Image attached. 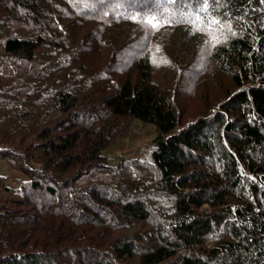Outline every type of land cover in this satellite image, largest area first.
<instances>
[{"label":"trees","instance_id":"16d2710c","mask_svg":"<svg viewBox=\"0 0 264 264\" xmlns=\"http://www.w3.org/2000/svg\"><path fill=\"white\" fill-rule=\"evenodd\" d=\"M181 5L0 0V264H264V0Z\"/></svg>","mask_w":264,"mask_h":264},{"label":"rangeland","instance_id":"374dc122","mask_svg":"<svg viewBox=\"0 0 264 264\" xmlns=\"http://www.w3.org/2000/svg\"><path fill=\"white\" fill-rule=\"evenodd\" d=\"M155 136V130L151 124H143L136 121L135 124H131L128 135L118 139L104 154L108 158L115 161L119 155L123 156H144L148 147L151 144L152 138ZM0 161V174L6 175L9 182L13 183V179L19 174L16 170H10L6 161L1 159Z\"/></svg>","mask_w":264,"mask_h":264},{"label":"snow or ice","instance_id":"6c2138e0","mask_svg":"<svg viewBox=\"0 0 264 264\" xmlns=\"http://www.w3.org/2000/svg\"><path fill=\"white\" fill-rule=\"evenodd\" d=\"M118 3H128V0H117ZM212 2V0H202V4L204 5L203 8L197 9L195 16H188V17H183L182 22L190 23L193 25V30L194 31H203L204 27L203 25L207 23L208 28H211V25H215L220 23L219 21L213 19L211 21H204L200 20V14L204 13L207 11V7ZM165 5L172 6V7H177V6H182L181 5V0H155V7L153 9H150V12L152 11H159V9ZM131 7V5H129ZM170 18L165 21V23L171 24L174 22V19L171 17V14H169ZM124 18H131L135 22L144 25L146 32H151L153 30H157L161 25L160 23L157 22V17L153 16L151 19H144L143 14L141 16H131V17H124ZM197 20H200V24L198 25L196 23ZM218 42V41H217ZM159 49L157 48V51Z\"/></svg>","mask_w":264,"mask_h":264}]
</instances>
